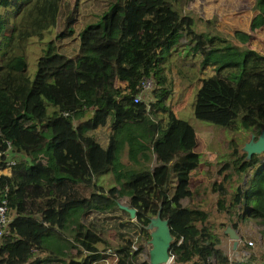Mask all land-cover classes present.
Listing matches in <instances>:
<instances>
[{"label": "trees", "instance_id": "trees-1", "mask_svg": "<svg viewBox=\"0 0 264 264\" xmlns=\"http://www.w3.org/2000/svg\"><path fill=\"white\" fill-rule=\"evenodd\" d=\"M2 9L14 10L16 38L53 36L32 76L0 65V150L6 139L22 155L9 174L0 156V203L7 200L11 218L0 264H138L143 247L133 251L132 242L149 238L142 224L159 208L174 237L170 264H232L217 247L209 214L183 204L193 197L190 172L200 154L194 126L166 104L162 62L189 38L200 67L213 70L196 90L194 117L257 137L264 128V55L197 32L179 0H0V48L11 25ZM253 10L251 30L264 26V0ZM146 77L157 87L148 110L132 101ZM241 174L227 202L226 183ZM106 175L109 184L100 178ZM212 190L216 211L225 214L222 227L238 230L250 218L264 240V153L225 162ZM233 264H253L252 257Z\"/></svg>", "mask_w": 264, "mask_h": 264}, {"label": "rangeland", "instance_id": "rangeland-1", "mask_svg": "<svg viewBox=\"0 0 264 264\" xmlns=\"http://www.w3.org/2000/svg\"><path fill=\"white\" fill-rule=\"evenodd\" d=\"M254 3L255 0H193L189 3L186 0H179V7L185 13L189 12L194 17V29L197 32L222 36L227 38L230 43L254 49L259 54L264 55V26L255 30L249 28V23L255 14V10H253ZM2 12L10 17L11 25L4 38H2L0 65L7 66L11 71L22 72L27 76H32L35 71V62L41 54L47 38L53 36V33L44 32L42 37H38L36 35L29 36L30 34L26 35L23 32L22 36L17 34L16 38L13 35L17 24L14 10L2 9ZM191 45L189 38H185L179 46L172 50L171 57L163 59V71L167 77L166 87L169 90L166 104L178 117L192 124L197 131L196 151L200 154L201 164L192 172L190 184L194 192L202 193L203 191L204 206H208L209 212H214L209 193L217 170L225 162L234 160L242 153H245L246 157V152L243 148L249 142L252 132L246 129L228 132L221 126L199 121L194 117L193 102L196 90L199 88L201 80L212 75L213 70L211 67L205 69L200 67L201 57L190 52ZM153 88H157L155 83ZM151 91L145 95V99L151 98ZM154 118L160 120L163 124L166 121L165 114H155ZM18 157H22V155L18 153L17 159H19ZM121 157L123 162L126 161L127 155L125 151ZM4 173L9 174V170H4ZM199 173H202L203 177H207V185L198 186L197 179L202 177ZM243 177L242 174L235 175L226 183L227 202L231 200L236 186L242 183ZM100 178L104 184H109L113 181L110 175L104 176L103 179L100 176ZM221 215L225 218L224 213H221ZM150 216L152 215H149L147 220ZM218 217L220 219L223 218L221 216ZM241 225L245 230L252 229V219L246 218ZM108 237L113 245H117L118 241L114 236L113 230L110 231ZM253 237L255 238L256 235L254 234ZM147 240V238L137 236V241L143 247V254H148L146 250ZM251 242L253 245H247L245 248L257 250L259 258L264 261V240L259 237L258 240ZM232 257L233 259H245L247 256H243L242 252L238 250L230 254V258Z\"/></svg>", "mask_w": 264, "mask_h": 264}, {"label": "crops", "instance_id": "crops-1", "mask_svg": "<svg viewBox=\"0 0 264 264\" xmlns=\"http://www.w3.org/2000/svg\"><path fill=\"white\" fill-rule=\"evenodd\" d=\"M200 164H201V162H200ZM194 170H196V169H194ZM194 170H192L190 172V182H191V174ZM199 174H200V176H202V173H199ZM206 179H207V177H203V176L199 177V179H197L198 180V186L207 185ZM213 183H214V181H213ZM213 183H211L209 195H211V206H212V209L214 212H209L208 206H204V198L202 195L203 191H202V193H199L198 191L194 192V190L191 188V184H189V188L193 192V197L191 200L185 199L183 204H185L188 208H200L209 214V216L212 219L211 223L213 224V231L215 233L216 238L219 241L217 247L225 255H227L229 261L232 262V264L238 260H241V261L247 260L249 257H252V263L253 264H264V261L263 260L261 261V259L259 258V253L257 250H255V249L249 250V249L245 248V246H247L248 241H253V240L255 241V240H258L260 237L259 229H258V227H257V225L253 219H252V229H249V230L243 229L241 224H240V227L238 230L232 229L229 223L225 227L221 226L220 223L225 222V218L223 215H221L219 212L216 211L215 201H216V195L217 194L212 190ZM208 198H209V196H208ZM218 216H221L223 218L220 219ZM231 230H234L235 233L237 234L236 238H234L230 235ZM254 234L256 235L255 238L253 237ZM235 241H236V243H235ZM238 250H240V252H246L249 255L247 257H245V259H240V258H234L233 259V257L230 258V254L234 253L235 251L237 252Z\"/></svg>", "mask_w": 264, "mask_h": 264}, {"label": "water", "instance_id": "water-1", "mask_svg": "<svg viewBox=\"0 0 264 264\" xmlns=\"http://www.w3.org/2000/svg\"><path fill=\"white\" fill-rule=\"evenodd\" d=\"M243 150L246 152V160L250 159L253 154L259 155L264 153V128L257 137L254 133L251 134V138L249 142L245 144ZM120 207L129 211L130 215L134 217V209L122 205H120ZM160 210L159 208L155 215L149 217L147 225H142L149 232V238L146 242V250L148 253L147 262L149 264L168 263L170 247L174 241V237L170 233L168 220L160 217ZM230 235L234 238L237 237L234 230L230 231Z\"/></svg>", "mask_w": 264, "mask_h": 264}, {"label": "built area", "instance_id": "built-area-1", "mask_svg": "<svg viewBox=\"0 0 264 264\" xmlns=\"http://www.w3.org/2000/svg\"><path fill=\"white\" fill-rule=\"evenodd\" d=\"M117 84L120 87L125 86L124 82L117 81ZM153 86H154L153 78H151V77L143 78L141 80L140 84H138L136 86V89L138 92L132 96V101L134 103L145 102L146 103V109L148 110L149 109L148 102H150L152 100V98L145 99V95H147L152 90ZM64 115H68V114L64 113ZM1 136L2 135L0 132V137ZM2 142L6 143V148L3 151L0 150V156L4 155V157H6L5 158L6 168L4 170L10 171V169L16 165L17 153L8 140L2 139ZM4 170L2 171L3 173H4ZM10 220H11V218L8 214V209H7V200L4 199L0 203V238L3 235L8 233V227H9ZM247 245L252 246L253 243L251 241H248ZM139 247H140V243L137 241V236H136L134 238V241L132 242L131 248L133 251H136ZM107 252H110V249H108ZM242 255L248 256L249 254H247L246 252H242ZM147 259H148L147 254H143L142 251L137 255V263H141L144 260L147 261ZM207 260H209V258H207ZM171 261H172V255L169 256V262L166 264H170Z\"/></svg>", "mask_w": 264, "mask_h": 264}, {"label": "bare ground", "instance_id": "bare-ground-1", "mask_svg": "<svg viewBox=\"0 0 264 264\" xmlns=\"http://www.w3.org/2000/svg\"><path fill=\"white\" fill-rule=\"evenodd\" d=\"M65 112H66V111H65ZM70 113H71V112H70ZM62 114H63V113H62ZM68 114H69V113H68ZM74 125H75V124H74ZM121 208H122V207H121ZM135 212H136V211H135ZM1 238H3V237H1ZM1 238H0V239H1ZM170 251H171V250H170ZM171 253H172V252H171Z\"/></svg>", "mask_w": 264, "mask_h": 264}]
</instances>
